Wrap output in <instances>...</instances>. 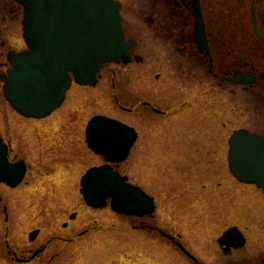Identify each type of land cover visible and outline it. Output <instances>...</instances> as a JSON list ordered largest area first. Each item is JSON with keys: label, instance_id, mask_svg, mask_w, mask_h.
<instances>
[{"label": "flooded vegetation", "instance_id": "1", "mask_svg": "<svg viewBox=\"0 0 264 264\" xmlns=\"http://www.w3.org/2000/svg\"><path fill=\"white\" fill-rule=\"evenodd\" d=\"M12 1L0 0V72L10 67L9 51L25 47L12 35L15 33L14 29L19 26L20 32L21 28L17 13L11 8ZM119 1L125 36L135 40V45L127 51L131 58L127 64L108 63L122 64V69L105 64L95 84H78L72 81L63 104L45 117L28 118L15 112L13 118H0V144L6 148L8 165L6 179L0 180V227H4L0 234V262L4 264H59V258H67L70 241L82 236L83 230L71 235L67 233L70 225L78 227L81 222L79 199L83 207L85 203L80 193V179L87 168L105 162L86 142V124L93 116L103 114L133 126L136 130L128 157L121 162H109L113 169L128 177L120 166L140 145V134L135 124L113 113L94 112L81 116L76 110L73 111V117L69 118L71 130L74 131L73 118L86 119H81L79 126L77 123L75 127L76 141L69 140L70 143H67L64 136L71 133V130L67 131L71 124L67 123V118L53 117L56 113L61 117L66 103L74 100L78 90H85V98L90 99L104 72L108 78L105 77L109 86V100L120 111L128 113L130 118L165 119L176 116L173 115L174 112L193 114L196 116L194 118H203L204 124L195 125L185 139L208 140L206 136L212 130L215 111L220 106L223 111L221 116L226 114L230 102L233 111L235 108L242 110L239 115L243 118V124L235 128H247L264 136V0ZM124 9L136 13L137 19L147 27L145 32L152 42L168 44L173 49V82L168 78L167 82L160 84L164 94L161 93L157 101L148 97L141 99L139 94L142 92L138 91V94L137 90H132L123 77L127 74L125 70L128 71V64L133 60L141 61L140 54L143 51L140 49L145 46H138L145 35L141 34L140 23L134 19L128 21L123 14ZM151 48L147 44L146 52ZM154 76L159 80L158 73ZM2 85L0 80L1 97L6 103ZM217 99H220V105ZM203 108L205 111H202ZM70 113L69 111L67 116ZM221 125L224 127V122ZM11 130L14 131L13 134ZM221 132V149L214 153V156H221L220 164L206 165L200 172L214 173L218 179L217 190L226 186L224 190L227 191L219 198L213 194L214 189L207 191L208 185L202 182V194L209 192L210 195L190 200L191 204L200 206L198 210L204 209L207 212L205 215L212 223L215 236L199 240V237L192 235V238L197 237L196 240H188L186 234L160 225L153 219L159 202L145 187L144 191L153 197L155 204L152 213L145 214L144 218L117 214L112 210L111 213L117 217H130L127 221L131 228H139L151 241L152 237L159 241V245L166 244L183 256L188 264H264V192L252 183L238 180L231 173L227 162L229 133L223 135ZM18 135V142H14L13 137ZM71 136L75 138L73 133ZM192 143L195 146V141ZM85 150L98 160L79 173L80 156L84 161ZM209 152L210 150H206L205 153L204 147L205 161ZM203 177L208 178L205 175ZM36 181L39 182L40 189H34ZM43 191L42 197L37 196V193ZM12 200L17 204L16 209H20L25 203L27 205L29 201L32 208H38V213L31 217L23 214L16 218L14 212L10 211ZM68 201L78 202L73 211L68 212ZM48 203L55 205V215L52 212L44 214V219L41 212L46 211ZM199 215L201 214L196 217ZM233 215L236 217L231 221ZM12 228L18 232L16 235H10ZM198 244L208 248L216 247V251L213 254L209 249V259L206 261L198 254ZM208 248L204 249L205 253ZM66 263L67 261L62 262Z\"/></svg>", "mask_w": 264, "mask_h": 264}, {"label": "rangeland", "instance_id": "2", "mask_svg": "<svg viewBox=\"0 0 264 264\" xmlns=\"http://www.w3.org/2000/svg\"><path fill=\"white\" fill-rule=\"evenodd\" d=\"M11 8L17 13L18 20L20 21L22 18L21 6L12 1ZM123 14L127 20L134 19L135 22L140 23L141 34H145L138 45L144 46L145 44L140 49L143 51L140 54L142 56L141 61L133 60V62L128 64L126 66L128 71L125 70L127 74H124L123 77L127 79L126 82L132 90L142 92L141 95L138 92L141 99L148 97L151 100L157 101L158 96L161 93L164 94V90L160 87V84L164 81L167 82L168 78L169 81L173 82L171 80L175 70L173 49L168 44L152 42L145 32L147 27L141 24L135 12L124 9ZM17 28L14 29L15 33L12 35L20 40V36H17V34L19 35V26ZM9 34L11 35L10 32ZM20 44H22L21 41ZM147 44L151 45L152 48L146 52ZM107 66L119 67L120 69L124 67L122 64H107ZM156 73H158L159 80L154 76ZM105 77L107 78V75L104 72L97 89H95L96 92H94L90 99L85 98L87 97V94L84 92L85 90H78L74 100L66 103L61 117H59V113H56L53 117L67 118V123L71 124L69 118L73 117V111L77 110V114L79 113L81 116H88L94 112H104L127 118L139 130L140 145L134 149L128 160L124 164H121L120 168L127 173L131 181L145 187L156 196L159 203L153 219L162 226L186 234L188 240H196L197 237H199V240H207L215 236L216 232L211 228L213 227L212 223L208 220V216L206 217L205 215L207 212L204 209L198 210L197 208L200 206L191 204L190 200L191 198L210 195L209 192L202 194L204 189L200 185L202 182H206V185H208L207 191L214 189L218 194L215 192L213 194L219 198L225 195L222 194L226 193L227 189L224 190L226 186L217 190L216 182L218 179L214 173L209 171L201 173L200 171L206 165L220 164L221 156H214L215 150H220L221 143L223 142V140L222 142L220 141L222 137L220 132L222 131L223 135L230 133L233 128L243 124V118L239 115L242 110L235 108V111H233L229 102L227 105L228 112L221 116L223 111H221L222 109L219 106L215 111L216 115L212 121V130L206 136L208 140L199 141L192 139V141H195L194 146L191 140L185 138H188V134L192 132L191 130L194 129L195 125L200 126L204 124L203 118H194L196 116L193 114H179V112H174L173 115L176 116L165 119L130 118L128 113L120 111L109 100L107 94V89L109 88L108 78L105 79ZM217 101L218 105H220V99H217ZM69 111L71 113L67 116ZM202 111H205V108ZM13 115L14 113L11 111L9 105L3 101L0 93V118H13ZM81 119L86 118H73L74 131H76L75 127L77 123L79 126ZM222 122H224V127L221 125ZM71 129L72 124L71 128L67 129V131ZM63 131H65L64 128ZM74 131L71 130L70 132L74 134L75 138L71 136V133L69 135L65 134L64 139L67 143H70L69 140L76 141L77 137ZM11 133L13 134L14 131L11 130ZM19 138V135L14 136L13 141L18 142ZM204 147L205 153L206 150H210L209 155H206V161L203 157ZM25 149H27L26 146ZM80 158L82 159V156ZM81 159L79 160V173L89 164L98 160L97 157H93L87 150L84 151V161ZM80 162H84V164ZM78 171L76 172L78 173ZM204 175L208 176V178L204 179ZM40 188L39 182L36 181L34 189ZM43 195L44 191L43 193H37L39 197ZM11 202L13 203L10 204V211L11 213L14 212L16 218L23 214L31 217L38 213V208H32L29 201L27 205L26 203L21 205L20 209H16L17 204L14 200ZM77 203V201H68V212L73 211ZM78 204L81 222L78 223V227L70 225L67 233L71 235L75 231L83 230L82 236L74 237L73 241H70L67 246V258L63 260L59 258V264H62L64 261H67L66 264H188L183 256L168 248L166 244L159 245V241L153 237L154 241H151L149 237L138 230L139 228H131L129 221H127V218L130 217L114 216L109 208L93 210L85 205L83 207L80 199ZM54 207V204L50 205L48 203L45 206L46 211L41 212L43 217L44 214H49L50 212L54 216ZM0 210L1 213V207ZM198 214L201 215L196 217ZM192 217L193 219L190 221ZM235 217L233 215L230 220L233 221ZM200 219H204V221ZM216 227L214 226V228ZM3 231L4 227H0V234ZM17 233L15 228H12L10 231L11 236ZM192 235L197 237L192 238ZM205 235L208 236L205 237ZM196 246L199 247L198 254L206 261L209 259V249L213 251V254L216 251V247L208 248L199 244ZM205 248H208L206 253L204 252ZM0 264L4 263L0 262Z\"/></svg>", "mask_w": 264, "mask_h": 264}, {"label": "water", "instance_id": "3", "mask_svg": "<svg viewBox=\"0 0 264 264\" xmlns=\"http://www.w3.org/2000/svg\"><path fill=\"white\" fill-rule=\"evenodd\" d=\"M22 6V35L27 48L10 51L11 67L0 74L10 105L24 116L43 117L60 105L71 79L93 84L104 63H127L126 51L135 45L125 38L117 0H15ZM200 44H203L200 41ZM87 142L105 161H121L135 130L113 118L96 115L86 128ZM228 163L241 181L264 191V136L241 128L228 140ZM0 180L6 179V149L0 144ZM87 205L122 214L151 213L153 198L126 176L104 163L87 169L81 178Z\"/></svg>", "mask_w": 264, "mask_h": 264}, {"label": "bare ground", "instance_id": "4", "mask_svg": "<svg viewBox=\"0 0 264 264\" xmlns=\"http://www.w3.org/2000/svg\"><path fill=\"white\" fill-rule=\"evenodd\" d=\"M71 86V85H70ZM65 95H66V91H65V94H64V98H63V100H62V102L60 103V105L59 106H61L62 104H63V102H64V99H65ZM58 106V107H59ZM25 216H26V214H24Z\"/></svg>", "mask_w": 264, "mask_h": 264}]
</instances>
